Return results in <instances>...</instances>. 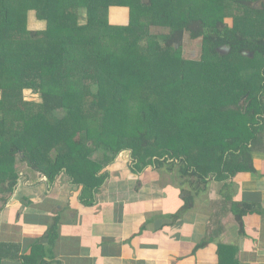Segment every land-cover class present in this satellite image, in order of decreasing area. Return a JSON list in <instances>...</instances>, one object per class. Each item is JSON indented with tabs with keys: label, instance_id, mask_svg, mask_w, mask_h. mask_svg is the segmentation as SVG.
<instances>
[{
	"label": "trees",
	"instance_id": "obj_1",
	"mask_svg": "<svg viewBox=\"0 0 264 264\" xmlns=\"http://www.w3.org/2000/svg\"><path fill=\"white\" fill-rule=\"evenodd\" d=\"M13 1L0 0V190L13 191L18 157L51 182L68 176L80 189L81 203L93 206L111 177L108 167L128 150L132 173L151 166L180 190L183 205L171 215L178 220L212 182L226 186L238 173L255 172L252 153L263 142L264 130V37L259 33L264 0H217L212 17L209 7L201 13L185 6L186 0H40L36 15L45 25L36 31L21 13L12 20ZM115 6L128 11L129 25H111ZM143 26L149 27L146 34ZM153 28L168 33L151 34ZM185 38L200 41L198 60L176 54L175 46H182ZM143 40L148 55L140 56L147 76L117 79L124 61L139 55ZM204 73L198 89L214 88L203 96L197 92L191 108L185 107L190 104L185 100L188 79ZM81 77H103L119 88L113 94L103 86L79 87ZM27 88L40 93L39 102L23 101ZM213 90L220 92L213 96ZM236 95L241 97L236 109L206 105L210 97L215 103ZM8 110L18 112L13 123L6 118ZM122 118L129 127L119 132ZM102 150L103 163L92 161L96 155L101 160ZM249 206L232 205L242 236ZM58 229L55 219L43 239L30 243L47 240L52 259ZM41 249L25 258L18 245L0 243V264H57ZM237 253L234 246L220 244L219 263L239 264Z\"/></svg>",
	"mask_w": 264,
	"mask_h": 264
},
{
	"label": "crops",
	"instance_id": "obj_2",
	"mask_svg": "<svg viewBox=\"0 0 264 264\" xmlns=\"http://www.w3.org/2000/svg\"><path fill=\"white\" fill-rule=\"evenodd\" d=\"M260 136L263 142L252 153L255 172L238 173L226 186L212 182L178 220L171 215L183 205L180 190L151 166L132 173V154L128 165L120 157L108 167L111 177L93 206L81 203L80 189L68 176L51 182L23 167L13 191L0 190L6 196L0 202V243L18 245L25 258L43 247L46 259L57 264H220L219 245L226 244L237 248L239 264H264V130ZM243 203L250 210L242 236L232 205ZM55 219L51 259L47 240H30L43 239ZM202 242L207 244L195 250Z\"/></svg>",
	"mask_w": 264,
	"mask_h": 264
},
{
	"label": "rangeland",
	"instance_id": "obj_3",
	"mask_svg": "<svg viewBox=\"0 0 264 264\" xmlns=\"http://www.w3.org/2000/svg\"><path fill=\"white\" fill-rule=\"evenodd\" d=\"M40 0H17V1H13V6H12V20L17 19V14L21 13V19L23 21H27V26L30 30H42V27H44L45 24L41 23L40 20H38V17L36 15V9H38L41 5L39 3ZM185 6L189 5L190 7L193 6L195 7L199 12L203 13V8L205 6L209 7L208 10H212L213 13H210L209 16L212 17L214 14L216 15V5H217V0H186L184 1ZM255 6L258 5L257 2H255L254 4ZM14 10V11H13ZM82 12H85V9H82ZM128 11L123 10L122 8H118V7H113L111 14H110V22L112 26L118 27L120 28L121 26H127L129 25L130 19L127 16ZM16 21V20H15ZM228 22H231V20H227ZM142 30L143 34H146L149 30V27H141L140 28ZM151 34H163V33H168L167 30L165 29H161V28H153L151 30ZM260 33V38L264 37V27L262 29L259 30ZM162 44V42H161ZM140 48L139 50L141 52L138 51L139 55L138 56H134L130 59H126L124 62V64H122V69L121 71L117 74V79L119 80H124V82H130V80H140L142 77H146V68L143 66L142 64V58L140 56L141 55H148V51L147 48H144L147 46V41L143 40L139 43ZM178 47V48H177ZM175 48L177 49L178 53L176 52H170L169 54L174 55L175 53L178 54V56L181 54L183 58L188 59V60H198L201 54V43L200 41H196V42H191L189 40V38H185L182 46H175ZM180 53V54H179ZM142 70V71H141ZM237 74H239V72H237ZM201 75H205L204 74H200L198 76H194V78H190L188 79L191 83H189V85L187 86V98H185L186 102L190 101V104H186L185 107L187 108H191V106L194 104V100H195V96L196 93H198V96H203L202 94H206L208 93V91H210L211 88H214V86L212 87H208V88H201L203 91H201V89H198V85L200 84V81H203L204 78L200 77ZM226 75V74H224ZM204 77V76H203ZM226 79V78H225ZM101 80V81H100ZM150 85L152 84L151 81L149 82ZM211 84H216L215 83H208L207 85H211ZM88 86V85H92V89L97 90V88L99 86H103V90L106 92H111L114 94L113 92V88L117 87L119 88L117 85H115L113 82L111 84L108 83L107 80H105L103 77H93V78H87V77H81L80 82H79V87L81 86ZM149 85V86H150ZM121 87V86H120ZM140 88L142 89H147L144 86H141ZM199 90V91H198ZM146 91V90H145ZM220 91L215 92V90H213V96L217 93L219 94ZM118 93H116V95L118 96L116 100L119 99ZM40 93L35 92L34 90L31 89H25L23 91V101H27V102H39L40 99ZM197 96V97H198ZM238 96V97H236ZM234 97V100H227V99H223L222 101L216 100L214 103V98L210 97L208 99V101L206 102V105H209L212 108H216V107H221L222 105L225 104H229V106H234V108L236 109V107L238 106V102L240 103L239 100H241L239 95H236ZM115 97V95H114ZM2 98V92H0V99ZM119 101V100H118ZM139 101V98H137V102ZM164 102V101H163ZM168 107L171 105H167ZM175 109V108H174ZM180 110V109H179ZM8 110V112L6 113V118L9 119V122L12 121V123L14 122L15 118L18 115V112H14ZM63 114L61 113V116ZM234 114L231 115L232 118H234L233 116ZM64 116V115H63ZM62 116V117H63ZM125 117V116H124ZM130 119V118H129ZM121 125L118 126V130L120 132V130H124L125 128L129 127V122L125 119H121ZM11 125V124H10ZM171 128V127H170ZM233 128V126H230L228 128V131H230ZM116 129V130H117ZM113 133L116 131L113 128ZM170 131H167L166 134H170ZM112 144H115L113 141L111 142ZM113 146V145H112ZM115 149V148H114ZM162 151V150H161ZM126 152V153H124ZM98 156L96 155L94 158H91L92 161L96 160L99 161L101 163L102 162V158H104V151L102 150L99 153V157L101 160L96 159ZM120 157H124V159L127 161H125L124 163L128 165V158L130 157V151L125 150L122 151L121 153H119V155L117 156L116 160L119 159ZM54 159V156H53ZM15 169L18 175V170L23 169V167H29L28 164L26 162H23L22 160H20L18 157H16L15 159ZM19 165V166H17ZM8 170V169H7ZM48 179V178H47ZM9 192V191H8ZM10 196V195H9ZM6 199V196H0V202L4 201ZM1 206V205H0Z\"/></svg>",
	"mask_w": 264,
	"mask_h": 264
},
{
	"label": "flooded vegetation",
	"instance_id": "obj_4",
	"mask_svg": "<svg viewBox=\"0 0 264 264\" xmlns=\"http://www.w3.org/2000/svg\"><path fill=\"white\" fill-rule=\"evenodd\" d=\"M29 166V165H28Z\"/></svg>",
	"mask_w": 264,
	"mask_h": 264
}]
</instances>
